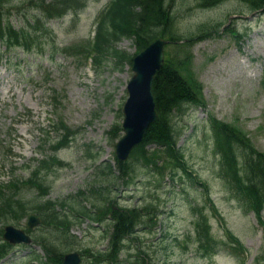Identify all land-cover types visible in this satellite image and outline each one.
<instances>
[{"label": "rangeland", "instance_id": "374dc122", "mask_svg": "<svg viewBox=\"0 0 264 264\" xmlns=\"http://www.w3.org/2000/svg\"><path fill=\"white\" fill-rule=\"evenodd\" d=\"M29 1L4 3L1 6L4 22L22 30L27 29L26 23L30 26L38 17L43 18V10L29 5ZM53 1L44 0L46 4ZM83 1L85 6L78 7L76 13L44 24L43 36L39 39L41 46L35 51H8L0 43V185L15 182L14 177L29 178V166L35 164L33 159L41 157L39 151L46 150L48 154L49 143L56 140L54 126L59 120L72 131L80 129L72 143L57 152L63 166L43 168L37 177L47 188L45 196L31 187H24L20 193L8 187L5 195L16 194L14 199L20 200L26 210L45 200L73 202L78 191L84 193L92 208L104 199L114 200L112 202L118 206L137 205L151 199L163 212L162 225L155 235H162L163 230L168 229L170 234L177 236L172 247H167L169 259L164 261L159 256L153 264H237L223 250L209 249V253L216 252L209 257L192 243V209L204 205L211 235L218 245L233 240V244L238 243L247 250L244 264H253L255 259L258 260L256 264H264V260L258 259L263 234L253 216L245 214L222 189L207 127V117L234 124L264 152V15L245 10L237 0H229L212 9H200L195 0L173 2L176 13L173 30L182 37H194L190 45L191 66L197 82L203 87L206 105L204 109L185 107L182 115L176 113L174 124L183 129L178 145L188 170L207 185L209 194L205 195L201 185L190 186L185 179L175 183L174 188L167 182L155 192L150 180L152 173L140 165L133 167L134 179L129 186H122L121 180L114 177L116 171L114 176L101 173L104 162L112 161L115 144L122 136L118 126H121L126 85L132 72L128 62L117 64L113 55L104 59L102 68L95 64L92 68L84 67L83 54L69 51L81 44L87 48L90 24L111 0ZM204 23L218 24V33L199 37L198 28ZM228 24L239 35L248 29L247 37L236 42L240 39L229 32ZM115 48L130 56L136 50L129 38L120 39ZM175 49L170 44L165 54L170 58ZM42 144L45 145L43 149L40 148ZM87 150L95 157L90 158ZM182 172L179 170L178 174ZM207 197L221 220L206 206ZM14 207L17 208L16 204ZM27 217L19 226L24 227ZM262 219L264 221V210ZM5 224L17 227L14 218L9 216ZM88 224L85 220L81 225L71 226V234L83 245L90 242L104 249L105 241L97 232L88 229ZM90 232L95 235L87 236ZM47 236L54 234L45 228L36 227L31 233L34 239ZM152 237L147 239L154 240ZM63 240L53 242L63 246L64 243H60ZM80 249L78 245L70 247V251ZM155 250L161 248L151 251ZM36 254L44 257L41 248ZM29 259L25 258L20 264H29Z\"/></svg>", "mask_w": 264, "mask_h": 264}, {"label": "trees", "instance_id": "16d2710c", "mask_svg": "<svg viewBox=\"0 0 264 264\" xmlns=\"http://www.w3.org/2000/svg\"><path fill=\"white\" fill-rule=\"evenodd\" d=\"M38 1L32 4L46 10V19L60 17L67 11H74L85 5L83 0H56L49 5H45L42 0ZM195 1L198 2L199 8L211 9L229 0ZM237 1L242 3L245 10L249 12L264 11V0ZM10 2L11 0H0V40H5L9 47H24V49L39 45L29 32H18L9 24H3L1 6ZM173 2L175 0H112L99 16L95 59L102 62L110 49L119 61L127 59L124 53L114 47L115 43L123 37L133 39L139 51L156 37L167 38L174 45L176 49L170 58L166 56L164 65L153 81L158 118L145 132L143 142L133 150L131 162L115 160V164L120 179L122 181L126 179L127 184L132 180L133 166L140 165L157 174L154 179L156 187H159L160 181L166 175L170 176L171 185L177 179L181 180L182 174H178V168H180L189 179H187L189 184L199 183L208 189L204 182L188 170L184 154L181 148L177 147L180 132L175 130L172 124L174 110L181 111L187 104H203L202 86L197 82L191 66L190 45L194 37H182L173 30L176 18ZM217 26L218 24L213 23L200 24L199 37L206 36L208 33H218ZM32 29H34L33 33H36L38 27ZM229 32L235 33L232 29ZM131 59L129 57V63ZM209 128L210 136H212V153L217 158L216 175L221 180L225 192L240 205L254 208L259 215L264 208V152L258 151L246 133L236 125L211 119ZM67 143L68 141H64L62 144ZM150 145H155V148H148ZM105 170L108 174L112 172L108 164ZM29 182L32 183L31 180ZM10 187L18 189L17 183H12ZM80 194L82 195V192ZM2 196L3 194L0 195V223L12 211L15 217L20 215L10 200L13 197L4 200L5 196ZM13 203L22 210L20 200ZM111 203V200L104 199L100 204L102 206L95 209L93 213L84 207L72 208L64 203L58 204L62 210L57 211L53 203H50L51 208L44 211L46 216L44 223L47 227L49 223H52L64 231L71 225L72 219L80 221V217L86 216L95 221L104 222L109 214L111 221L105 231L108 239L107 248L104 251L88 249L86 256L97 264H118L124 253L128 259L134 256L136 262L141 261L145 264L149 257L141 250L143 239L135 236V233L139 226H142L146 233L150 232L149 228L156 227L160 215L157 206L150 202L141 208L113 207ZM67 207L74 216L64 211ZM192 225L195 236L193 243L198 250L207 252L216 245L203 207L195 208ZM63 231L57 232L58 235H61ZM130 241L139 246H132ZM45 245L50 248L47 250L53 260L60 264L62 253L53 244L45 242ZM133 251L135 254L130 255ZM135 260H132V263Z\"/></svg>", "mask_w": 264, "mask_h": 264}, {"label": "water", "instance_id": "95a60500", "mask_svg": "<svg viewBox=\"0 0 264 264\" xmlns=\"http://www.w3.org/2000/svg\"><path fill=\"white\" fill-rule=\"evenodd\" d=\"M166 42L156 39L142 50L133 60L134 76L128 84L129 97L124 105L122 130L124 136L116 144V155L125 160L130 151L138 145L148 125L157 118L154 110L152 81L163 63V46ZM8 239L13 238L8 234ZM15 240H21L20 237ZM76 254L66 257L64 264H78Z\"/></svg>", "mask_w": 264, "mask_h": 264}]
</instances>
